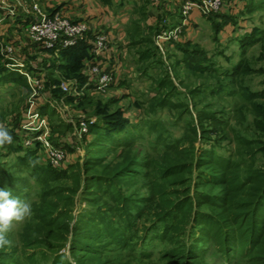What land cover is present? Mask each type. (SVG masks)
<instances>
[{"label": "rangeland", "instance_id": "1", "mask_svg": "<svg viewBox=\"0 0 264 264\" xmlns=\"http://www.w3.org/2000/svg\"><path fill=\"white\" fill-rule=\"evenodd\" d=\"M234 1L226 0L225 5ZM259 1V9L234 15L239 26H226L215 40L212 21L207 15L195 11L197 14L192 13V18L183 11L188 2L199 3L200 0H127L128 5L134 2V7L133 4V8L129 6L127 13L118 9L119 16H129L127 27L123 26L127 35L121 40L115 39L119 46L112 49L109 42L108 48L113 50V58L120 66L117 71L123 76L118 75V82L103 91L87 90L75 77H67L68 73L62 68L64 65L53 52L37 50L36 46L26 43L15 48V56L35 65L31 78L37 77L40 81L42 76V89L36 93L27 92L15 84L0 82V123L20 136L24 147L37 148L34 161L38 160L40 167L64 173L58 178L46 173L45 177L36 179L34 173L24 171L27 168L20 169L16 155L7 146L0 148V173L3 176L0 188L10 190L14 197L26 199L32 205L31 217L15 224L8 234L12 243L0 249V264H171L161 260V254L167 250L183 255L188 264H224L217 253L218 244L209 235L202 237V232H208L210 226V221L206 222L205 218L216 223L214 231H217L211 233L213 236L226 230L229 237H240L245 242L258 231V221L262 220L264 211L258 213L257 208L251 216L252 209H248V205L252 201L246 197L250 187L243 186L239 191L231 190V187L251 172L264 169V156L259 154L247 167L242 166L257 146L254 144L246 149L242 140L252 138L256 125H264V116L257 111V106L264 108V99L243 103L242 97L241 102L225 95L210 96L208 91L219 84L239 91L247 88V92L264 89V0ZM97 3L105 6L99 0ZM96 4L91 1L94 10ZM242 6L240 3L239 7ZM42 12L51 17L58 10ZM217 14L228 15L222 10L211 15ZM1 20L8 21L4 15ZM157 20L166 30L154 35L152 43L138 45L141 38L150 37V28H154ZM83 21L71 19L73 23ZM22 28L5 29L0 35L3 46H12V40L18 42L23 38ZM183 28L185 32L177 39L162 40L164 31L179 32L178 29L183 31ZM96 29L91 27L83 36L84 40L93 43L90 32ZM252 31L263 39L247 45L244 51L239 41ZM113 38L117 37L109 36L111 41ZM184 40L205 51L220 72L241 64L240 77L235 84H229L217 73L192 75L182 67H175L170 45ZM153 43L158 48L159 64L155 62L156 58L142 60L140 57L144 48L149 49ZM147 64L152 67L144 73ZM81 73L86 78L88 71L83 68ZM163 80L166 82L160 98L172 95L181 102L180 105L176 103L180 107L165 108L151 115L152 107L142 103L156 94L154 88ZM62 84L70 91L64 93L60 89ZM36 103L39 110L42 106L48 107V115H41L42 120L47 117L46 125L28 131L24 118L29 106ZM95 103L107 109L95 112ZM209 115L223 116L227 125L217 126L206 119ZM100 116L128 121L131 126L141 124L135 134L141 135L134 138H137L134 143H124L123 139L116 140L118 143L107 142L103 131L88 126ZM212 149L228 154L232 166L228 175L219 177L224 186L220 185V180L213 184L207 181L208 184L202 187L199 184L201 175L219 172L210 160L204 161L202 157V151ZM174 165L177 170L172 173L170 168ZM12 178L28 180L29 184L22 186V183L23 191H12L9 185ZM205 195L218 203L227 198L232 204L226 205V201L224 207H210ZM173 202L179 205L186 202L187 211L180 215L177 224L168 228L166 241H151L149 238L153 239L155 232L145 230L154 226L161 232L158 230L162 226L154 222L157 216L163 218L170 211L167 205ZM198 214L204 216L201 218L204 222H199L200 217L195 219ZM102 225H108V230L116 232L118 237L126 231L127 225L136 228L139 238L150 232L151 249L157 244L152 258L138 260L127 253H118L114 247L106 248L104 239L99 238ZM90 239L91 243L88 242ZM243 241L227 242V247H239L237 253L243 248ZM141 245H137L138 253ZM253 245L252 262L237 263L238 255L234 251L230 252L227 261L264 264L259 261L264 259L261 251L264 245H257L256 241ZM118 254L122 256H116Z\"/></svg>", "mask_w": 264, "mask_h": 264}, {"label": "trees", "instance_id": "2", "mask_svg": "<svg viewBox=\"0 0 264 264\" xmlns=\"http://www.w3.org/2000/svg\"><path fill=\"white\" fill-rule=\"evenodd\" d=\"M99 1L106 6L117 7V9L122 8L123 5H125L126 3V0H99ZM245 13H249V11L246 10V12H244L243 14ZM206 17L210 21H212L213 31L215 33L213 38L215 40L216 39L218 40L217 36L225 29L226 26H234V25L236 27L238 26V22L236 21L238 18L236 16H232L229 14L228 15L209 14ZM159 22L160 21L157 20V22L155 23L158 24ZM157 24L154 26V28H150L151 29L150 37L146 39L141 38L138 45L140 44L146 45V43H152L153 41L152 38L154 35L161 33L162 30H166V28H163L160 25V23L158 25ZM182 32H185L184 28ZM256 34H257L256 31H252V33L249 34L248 36H244L243 38H241L239 41L240 47L244 50L245 48H247V45L251 46L255 44L257 41H260V39L262 38H258ZM170 46L173 47L172 55L174 56L172 58L174 60L175 67L177 66L182 67L189 74L193 75L196 73H202V74L217 73L218 77L225 78L227 81H229V84H232V85L235 84L236 80L240 77V73L242 69L241 64L234 66L232 69L227 70L226 72H220L216 70L218 69L216 63L207 56V53L203 50H200L196 45H193L191 41L184 40L178 43H172ZM90 48L91 46L88 45L85 41H81L77 43V45L74 47L60 50L59 55H58L59 62H61V64L64 65L62 66V68L64 69L66 73H68L66 74L67 77H75L77 80L80 81L81 84L83 83V85L85 84L86 79L83 78L81 70L84 68V60L89 59L92 56L90 53ZM157 49L158 48L154 45V43L150 44L149 49L144 48V50L141 52V55H140L141 59L149 60L151 58H156L155 62L158 63L159 61L157 60V52H156ZM2 65L3 64L0 58V82L1 83L15 84L18 87H23L27 92L30 91L27 88L26 79L23 76L15 72L7 71ZM150 67H152V64H149V65L147 64V66L143 70L144 73L147 71L146 69ZM165 82L166 80L158 82V85H156V87L154 88V91L156 94L153 97L148 98L143 103L139 102V103L146 105V107L148 106L152 107V110L150 113L151 115H154L156 114L157 111H160L165 108L179 109L178 107H180L178 105H180L181 102H178V100L172 97V95H167V96H163V98H160V92ZM56 92L57 94L60 93L58 90H56ZM208 92L210 96L225 95L237 101L239 100L241 101L242 98H244L243 103H249L251 101H255L258 98L264 99V89H262L261 91H257V92H254V91L247 92V88H242V90L239 91L236 88L230 89L224 86V84H219L215 88L211 87ZM177 102H178V105L176 104ZM95 104L96 106H94V108H96L97 110V111L95 110V112H101L107 109L106 106H100L99 103H95ZM257 111H259L260 115L264 116V108L259 109V106H257ZM40 113L42 115H48V107L42 106L40 108ZM100 119H102L101 116L99 119H97L95 123L90 124L88 126L90 129H96L99 131H103L104 133L103 136L107 138V142H110V141L116 142V140L123 139L124 143H127V144L134 143L135 140L137 139V138L136 139L134 138L138 137V135H141V134H138L137 136L135 135L137 130H139V127L141 126V124L139 125L136 124V125L131 126L129 125L128 121H123L119 119H110L108 117L102 120ZM206 119L214 122L217 126H220V127H225L227 125L223 116L216 115L214 117V116L209 115L206 117ZM179 121H180V118L178 119V122ZM11 135L13 136L14 143L11 146H7V147L11 152H13L16 155L17 160L20 163V169L27 168V170H24V171H28V174L34 173L35 175L33 174V177L36 179L41 178L42 176L45 177L46 173H48V175H53L55 178L61 177L60 175H62L64 171L58 172L57 170H54L52 168H49V169L45 167L42 168L38 164H35V166H33L32 162H34V158L36 157L37 148L36 147L34 148L24 147L22 144V138L20 136H17L16 134H14L13 131L11 132ZM130 137H132V140H130ZM242 141H243V144L246 146V149L247 147H252V145L254 144L257 145L256 148L252 152H250L251 155H250V158L248 159V162H245V163L244 161L242 162V166L245 165V167H247L248 164H251L254 161V159L257 158L258 154L260 156H264V125H259V124L256 125V132L252 134V138L249 140H242ZM154 143L156 145V141ZM155 145H153V148L156 147ZM201 153L203 154L202 157H204V161L210 160L212 166L215 168H218L217 170H219V172L216 171V173H209L208 175H201L199 178V184L202 187L208 184L207 181H210L211 182L210 184L217 183V182H220L221 180L219 178L220 176L223 177L224 175L225 177L226 175H228V172L232 166L229 162V158H227L226 156L228 154H226L225 152H219L218 150L216 151L215 149L202 151ZM170 169L172 170L171 172L173 173L174 170L175 171L177 170V167L174 165V166H171ZM122 173H124V171H122ZM1 177L3 176L0 173V179ZM9 183H10L9 185H10L11 190L15 191L16 189H21L20 186L22 185V183H23L22 186L28 185L29 181L27 180L26 182H24L23 180H15V178H12L11 181H9ZM220 183H221L220 185L224 186L222 180ZM252 185H254L255 187L252 188L251 187ZM243 186L250 187L248 190L249 193H247L246 197L252 201V203L250 202L251 204H249L251 206L248 205V209L250 210L252 209L251 216L253 215V213L256 212L257 208H259L258 213L259 211L263 212L264 211V169L255 170L251 172L249 176L243 179H240L237 182V185L235 187H231V190L234 189L236 191H239L241 187ZM205 201H207V205L210 207L217 206V205L219 206L221 205L220 207H224L223 203L224 202L226 203V201H228L226 205L232 204V202L228 200L227 198L223 199L221 203H218V202L213 201L212 199L210 200L209 196L207 195H205ZM179 204L180 203L175 204L174 202L169 203L167 205V209H169L170 211L163 218H160L159 216L156 217V221L154 222V224H158L162 226V229L158 230L161 232H157L154 226H153V229L151 230L150 229L145 230L146 232L148 231L155 232L153 239L149 238L150 232L148 233V236L146 233L143 237L139 238L136 232V228L131 225H127L126 231L120 237L117 236L116 232L109 231L108 225H104V226L102 225L103 230L101 231L102 233H100L101 235L99 238L104 239L103 242H104V245H106L105 246L106 248L114 247V249L118 253H127L128 256L138 258V260H142V259L148 260L152 258L153 251L154 249L157 248L156 247L157 244H156L154 245L153 249H151L153 242H149L148 238L151 241L157 240L158 243H162L163 241H166V233L168 231V228L177 224L178 220L180 219L179 218L180 215L183 216V212L187 211L186 202L181 204V205H184L182 206L184 209ZM177 210L179 212L178 214H175ZM202 216L203 215L198 214L195 219L197 220L200 217L199 222H204L205 219H206V222L210 221V226L208 225V232L201 231L202 233H204L202 237L209 235L208 237L214 240V243L218 244L217 253H220L221 256L219 257H221L224 260V264H232L227 261L229 259L230 252L234 251L236 253L239 247H235L233 249H231V247L228 248L227 242H231V243L235 241L242 242L243 241L242 238L229 237V234H226V230L213 236L211 233H216L217 231V230L214 231L216 223L211 218L201 219ZM261 217H262L261 218L262 220L258 221L259 223L258 231H255L254 234L249 236V238L245 242L243 241L244 242L242 244L243 248L241 249V251H238L236 253L238 255L237 263L238 262L249 263L253 261L252 256H250L252 249L255 248V245H253V242L256 241L257 245H264L263 244L264 216H261ZM166 220L168 222H166L165 224ZM221 233H222V236H220ZM91 241L92 239H90L88 242L91 243ZM221 242L223 243L221 244ZM138 243L142 244L141 245L142 247H140L141 251L139 253L137 252ZM261 251L262 253H264V246H262ZM86 253H89V255L92 254V252H89V251H87ZM116 256L121 257L122 254H118ZM182 257L184 256L179 253H173V251H168V250L161 254V260L168 261L171 264H188V261H186L185 258H182ZM259 261L262 262L264 261V259L262 260L259 259Z\"/></svg>", "mask_w": 264, "mask_h": 264}, {"label": "built area", "instance_id": "3", "mask_svg": "<svg viewBox=\"0 0 264 264\" xmlns=\"http://www.w3.org/2000/svg\"><path fill=\"white\" fill-rule=\"evenodd\" d=\"M8 1H11V4ZM27 1L29 0H0V6L6 12L4 16H6L7 20L9 19L10 21L14 18V11L16 12L18 8L17 5H19V8H23L28 3ZM225 2L226 0H200L199 3L188 2L183 11L188 15H192L193 11H197L202 15H209L213 12H221ZM29 5L28 17L30 21L22 29V31L24 30V37L20 38L18 42L12 40L10 42L12 46H7L9 48L3 46V41L0 38V56L4 68L7 71L23 76L29 84L30 90L36 93L37 90L42 89V76L40 81L36 80L37 77L32 80L31 77L34 76L33 70L36 69L35 65L27 64L23 59L15 56V48L22 47L26 43L27 46H36L37 50L53 52L55 56H58L60 50L74 47L80 41H84L83 36L91 30V26L86 21L73 23L69 17L64 16L60 12L49 17L42 12L37 0H30ZM2 23L0 19V35L5 30L1 27ZM180 29H178L179 32L167 33V31H164L162 33V37H164L162 40L177 39L178 35L182 33ZM90 34L93 37V43H90L92 56L84 62V68L88 71L84 87L87 90L103 91L118 82L119 72L117 70L119 68L117 65L119 62L115 60L110 62L113 55L110 54V50L108 49L110 40L106 32L102 29H96L90 32ZM60 89L64 93L70 91L68 86L63 84L60 86ZM48 103L51 104L50 101ZM41 115L38 103L29 106V110L26 112V117L24 118L28 131H35L37 128L46 125L47 117H42L44 119L42 120ZM39 139L40 141L42 140L41 138Z\"/></svg>", "mask_w": 264, "mask_h": 264}, {"label": "crops", "instance_id": "4", "mask_svg": "<svg viewBox=\"0 0 264 264\" xmlns=\"http://www.w3.org/2000/svg\"><path fill=\"white\" fill-rule=\"evenodd\" d=\"M38 3H40V7L43 11L47 12H53L54 10H58L61 14L64 16L69 17L70 19H73L74 21H86L92 28H98L102 29L104 32L108 34L110 37H117L113 38L114 40L111 41L112 49L113 47L117 46L119 44L117 40H121L122 37H125L127 35V31L123 29V26L127 27V22L129 21V16L122 14V16H119V10L117 7H109V6H100L98 3L96 4V0H37ZM91 1H93L96 4V10H94L91 6ZM127 1V0H126ZM248 1V2H247ZM23 8H18L16 10L17 15L15 18L9 21H5L2 23L1 27L2 29H8L9 27H13V29L17 28V26L20 28V26L25 27L28 24V21L30 18L28 17V10L30 9V0L27 1ZM259 0H235L233 3L228 2L226 5L223 6L222 11H225L229 15H236L240 13L246 12L248 10L250 13L253 12V10L259 9ZM9 4H11V1H8ZM242 3V8L239 7V4ZM250 3V4H247ZM133 4L125 3L121 9H124V12L127 13V9H129V6ZM259 5V6H257ZM132 7V6H131ZM132 7V8H133ZM123 12V11H122ZM121 12V13H122ZM133 13L134 11L131 10ZM5 11L0 6V19L5 15ZM197 14L195 11H193V15ZM192 15V18H193ZM15 23L16 25L14 26ZM13 24V25H12ZM239 26V23H238ZM23 29V28H22ZM20 29V31L22 30ZM18 31H16L17 33ZM263 39V38H262ZM88 45L91 46L89 41L84 40ZM113 43V44H112ZM119 46V45H118ZM111 49L110 54L113 55V50ZM91 53V51H90ZM1 58V56H0ZM87 59L84 60V62ZM116 61L117 59L113 58L110 60ZM2 62V61H1ZM117 65V64H112ZM4 67V65H2ZM118 68L120 67L119 64L117 65ZM120 69V68H119ZM123 76V73L119 71V76ZM121 80V79H119ZM31 91V90H30Z\"/></svg>", "mask_w": 264, "mask_h": 264}, {"label": "clouds", "instance_id": "5", "mask_svg": "<svg viewBox=\"0 0 264 264\" xmlns=\"http://www.w3.org/2000/svg\"><path fill=\"white\" fill-rule=\"evenodd\" d=\"M14 143L10 130L0 123V148ZM33 166L39 161L32 162ZM32 215V205L26 199L14 197L10 190L0 188V249L11 245L8 234L15 224L22 223Z\"/></svg>", "mask_w": 264, "mask_h": 264}]
</instances>
